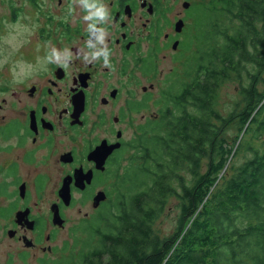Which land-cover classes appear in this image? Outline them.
Instances as JSON below:
<instances>
[{"label":"flooded vegetation","instance_id":"obj_1","mask_svg":"<svg viewBox=\"0 0 264 264\" xmlns=\"http://www.w3.org/2000/svg\"><path fill=\"white\" fill-rule=\"evenodd\" d=\"M81 1L91 11L86 27L63 26L57 38L41 32L39 53L0 86L6 263L54 264L69 254L78 227L120 200L140 136L169 120L171 74L184 63L182 44L202 2L174 0L181 9L169 19L172 0ZM163 62L172 67L164 71ZM71 217L77 223L68 227Z\"/></svg>","mask_w":264,"mask_h":264},{"label":"trees","instance_id":"obj_2","mask_svg":"<svg viewBox=\"0 0 264 264\" xmlns=\"http://www.w3.org/2000/svg\"><path fill=\"white\" fill-rule=\"evenodd\" d=\"M193 11L167 124L140 136L120 200L78 227L54 264H264V0ZM227 83L237 88L222 114ZM172 200L174 229L162 237L154 226Z\"/></svg>","mask_w":264,"mask_h":264},{"label":"rangeland","instance_id":"obj_3","mask_svg":"<svg viewBox=\"0 0 264 264\" xmlns=\"http://www.w3.org/2000/svg\"><path fill=\"white\" fill-rule=\"evenodd\" d=\"M180 9V1L175 3L172 0L168 18L171 19ZM90 13L91 11L87 12L82 6L81 0H61V5L58 4V0H0V86L5 85V77L9 74L13 81L18 80L22 63L29 60L30 56L39 53L38 40L40 38L38 35L41 32L43 34L50 32V38H57L61 33L59 29L64 30L63 26L69 25L71 28L83 29L86 27L87 19L90 18ZM200 17L197 19L199 20ZM166 29L169 28L163 27V31ZM161 66L164 67V71H168L172 64L163 62ZM176 71V74L181 71V64L177 66ZM236 88V83H227L222 86L218 106L222 114H225L228 95L233 98ZM3 96L0 93V103ZM230 135L234 138L236 135L234 130L230 132ZM241 161L242 159H235V164L238 165ZM173 201L169 202L164 215L157 220L154 226L162 237L168 236L174 229L173 221L177 212L174 208L169 210L176 205ZM71 219L68 227L77 223L76 218L71 217ZM68 232L69 230L67 236ZM78 236L83 235L78 234ZM62 239L63 237H59L58 243ZM7 250L6 245L0 243V264H21L16 260L6 263ZM28 261L30 262V259Z\"/></svg>","mask_w":264,"mask_h":264},{"label":"water","instance_id":"obj_4","mask_svg":"<svg viewBox=\"0 0 264 264\" xmlns=\"http://www.w3.org/2000/svg\"><path fill=\"white\" fill-rule=\"evenodd\" d=\"M180 25H177V28L179 27ZM67 193V191H65V194ZM65 196V195H64ZM101 200H104V194L103 193H100V194H98V196H96V198H95V202L96 203H98L99 201H101ZM53 222H55L56 224H62L61 223V221L59 220V218L58 217H54V219H53Z\"/></svg>","mask_w":264,"mask_h":264},{"label":"clouds","instance_id":"obj_5","mask_svg":"<svg viewBox=\"0 0 264 264\" xmlns=\"http://www.w3.org/2000/svg\"><path fill=\"white\" fill-rule=\"evenodd\" d=\"M96 15H103V11L102 9H98L97 12L95 13ZM107 63V61H106Z\"/></svg>","mask_w":264,"mask_h":264}]
</instances>
